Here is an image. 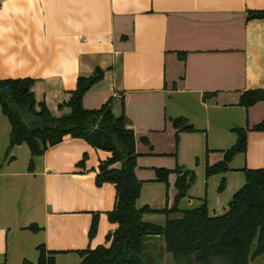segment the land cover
<instances>
[{
  "label": "crops",
  "instance_id": "1",
  "mask_svg": "<svg viewBox=\"0 0 264 264\" xmlns=\"http://www.w3.org/2000/svg\"><path fill=\"white\" fill-rule=\"evenodd\" d=\"M263 10L264 0H0V79H32L36 110L42 103L60 117L78 78L101 70L83 106L109 103L128 118L143 182L137 207L171 208L181 167L195 179L178 208L206 203L210 216H220L245 185L244 169L264 168V131L252 129L264 119V101L239 103L246 91L264 89V16H250ZM174 118L195 130L181 131ZM239 128L248 131L246 151L229 171L208 177L207 164L223 160ZM10 130L0 107V264L36 263L38 246L53 257L49 264H80L82 251L108 245L118 227L108 218L116 186L96 183L111 153L65 136L29 169L25 143L6 152ZM165 170L166 182L159 179ZM166 217L144 220L164 224Z\"/></svg>",
  "mask_w": 264,
  "mask_h": 264
},
{
  "label": "trees",
  "instance_id": "2",
  "mask_svg": "<svg viewBox=\"0 0 264 264\" xmlns=\"http://www.w3.org/2000/svg\"><path fill=\"white\" fill-rule=\"evenodd\" d=\"M251 17L264 16L263 11H255ZM103 77L101 70L91 76L78 78L77 88L66 105L70 111L60 117H53L44 104L35 108L30 78L0 79V107L11 126L7 153L15 145L25 143L30 151L28 168H32V158L61 142L65 136L85 138L94 147L109 151L111 156L100 164L96 183L115 184L117 204L108 213L112 223L118 227L107 235L108 245H98L82 251L80 264H160L171 254L174 264H252L264 258V168L244 169L245 185L233 196L226 213L210 216L208 207L180 210L179 201L185 197L195 179L194 172L178 173V189L171 208H138L143 182L136 175V139L129 120L124 113L115 115L106 103L99 109L83 106L86 92ZM264 101V89L246 91L240 98L245 107ZM173 123L181 131H194L193 125L184 118H174ZM253 130L264 131V119ZM236 144L224 151V159L215 164H207L206 175L211 176L230 170V162L240 152H245L248 144L247 129H236ZM162 181H167L169 170L159 171ZM164 174V176H163ZM190 175V178L187 177ZM225 187L222 180L219 190ZM148 213H163L166 221L156 224L144 220ZM176 213L171 218L170 214ZM31 230H37L32 224ZM98 230V220L94 217L90 228V238ZM36 263L23 260L22 264H49L43 246H38Z\"/></svg>",
  "mask_w": 264,
  "mask_h": 264
},
{
  "label": "rangeland",
  "instance_id": "3",
  "mask_svg": "<svg viewBox=\"0 0 264 264\" xmlns=\"http://www.w3.org/2000/svg\"><path fill=\"white\" fill-rule=\"evenodd\" d=\"M224 159V158H223ZM222 161V160H221ZM192 171V170H191ZM209 177V176H208ZM223 180V179H222ZM221 180V182H222ZM221 184V183H220ZM219 184V186H220ZM225 186H226V180H225ZM225 188V187H224ZM219 189V187H218ZM170 217L173 218V217H176V213H171L170 214ZM160 264H174L173 262V257L171 256V254H168V256H165L162 260H161V263Z\"/></svg>",
  "mask_w": 264,
  "mask_h": 264
}]
</instances>
